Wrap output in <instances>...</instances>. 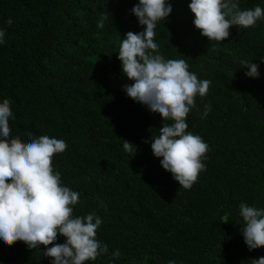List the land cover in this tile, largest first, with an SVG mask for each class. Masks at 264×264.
Here are the masks:
<instances>
[{
  "label": "trees",
  "instance_id": "obj_1",
  "mask_svg": "<svg viewBox=\"0 0 264 264\" xmlns=\"http://www.w3.org/2000/svg\"><path fill=\"white\" fill-rule=\"evenodd\" d=\"M167 2L172 12L155 29L160 54L185 59L190 72L211 81L186 119L187 131L209 145L206 170L190 190L152 154L162 118L123 91L131 81L117 54L126 33L144 30L131 13L138 0H0V103L12 102L10 136L67 143L54 170L79 193L73 214L102 219L96 236L109 249L85 264H251L264 248L245 245L239 205L264 209V19L208 41L193 25L191 0ZM238 6L264 8V0ZM251 62L258 78L246 76ZM205 104L211 111L201 119ZM117 249L119 258H111ZM44 250L0 241V264H52Z\"/></svg>",
  "mask_w": 264,
  "mask_h": 264
},
{
  "label": "clouds",
  "instance_id": "obj_2",
  "mask_svg": "<svg viewBox=\"0 0 264 264\" xmlns=\"http://www.w3.org/2000/svg\"><path fill=\"white\" fill-rule=\"evenodd\" d=\"M188 7L195 17V29L208 41L223 42L231 27L247 29L264 19V8L241 10L238 0H191ZM171 12L167 0H138L131 13L144 30L125 34L117 58L123 75L131 81L123 88L127 97L164 121L150 141L153 156L180 188L190 190L200 172L206 170L204 159L209 145L187 131L186 119L196 107V97L207 95L211 81L200 80L190 72L185 59L166 60L160 54L155 29ZM105 19L101 17L98 28L104 27ZM12 23L11 19L7 21L9 26ZM5 35L6 30L0 28V44L5 43ZM244 67L249 69L246 76L259 77V65L251 62ZM11 103L10 99L0 103V241L9 247L23 242L29 250L43 246V255L52 264H85L108 254V246L96 236L102 219L95 212L73 214L79 193L65 186L61 174L54 170V157L66 151L67 143L46 135L33 137L31 132L26 133L28 142H22L19 136L11 138ZM210 111L211 105L205 104L201 119ZM122 141L125 152L136 154L137 146ZM239 210L241 235L248 250L264 248V209L241 203ZM58 237L65 242L56 243ZM110 255L119 258L120 251ZM251 264H264V257L252 259Z\"/></svg>",
  "mask_w": 264,
  "mask_h": 264
}]
</instances>
